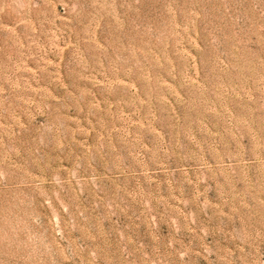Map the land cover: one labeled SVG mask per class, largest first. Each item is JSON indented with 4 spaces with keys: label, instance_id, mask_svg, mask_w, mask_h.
<instances>
[{
    "label": "rangeland",
    "instance_id": "374dc122",
    "mask_svg": "<svg viewBox=\"0 0 264 264\" xmlns=\"http://www.w3.org/2000/svg\"><path fill=\"white\" fill-rule=\"evenodd\" d=\"M0 264H264V0H0Z\"/></svg>",
    "mask_w": 264,
    "mask_h": 264
}]
</instances>
